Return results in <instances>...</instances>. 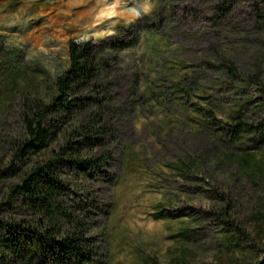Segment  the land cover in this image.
<instances>
[{
  "label": "rangeland",
  "instance_id": "374dc122",
  "mask_svg": "<svg viewBox=\"0 0 264 264\" xmlns=\"http://www.w3.org/2000/svg\"><path fill=\"white\" fill-rule=\"evenodd\" d=\"M73 39L106 61L96 101L17 159ZM0 46V220H28L10 188L81 124L98 133L77 156L97 163L57 175L91 264H264V136L235 135L264 126V0H0Z\"/></svg>",
  "mask_w": 264,
  "mask_h": 264
},
{
  "label": "trees",
  "instance_id": "16d2710c",
  "mask_svg": "<svg viewBox=\"0 0 264 264\" xmlns=\"http://www.w3.org/2000/svg\"><path fill=\"white\" fill-rule=\"evenodd\" d=\"M134 41L121 40L113 45L116 49H125L134 45ZM68 55L69 66L57 77L50 102L36 105L31 115L24 117L25 138L18 144L17 159L38 153L58 140L68 111L79 106L85 109L96 101V96L84 93L90 90L100 69L106 65L97 46L91 40L73 39L68 43ZM58 116L60 118L55 120ZM75 127L67 136L65 145L52 151L45 161L33 166L10 188L11 201H18L25 207L29 217L19 222L0 220V264H91L94 261L96 250L86 237L83 221L73 219L60 201L64 184L57 169L73 164L88 171L97 163L96 158H80L77 154L81 146L91 147L98 131L85 134L88 131L83 132L81 124ZM242 132L264 136V126L236 123L235 135ZM5 204L9 205V202ZM65 222L71 225L68 231L62 227Z\"/></svg>",
  "mask_w": 264,
  "mask_h": 264
},
{
  "label": "clouds",
  "instance_id": "9594fccd",
  "mask_svg": "<svg viewBox=\"0 0 264 264\" xmlns=\"http://www.w3.org/2000/svg\"><path fill=\"white\" fill-rule=\"evenodd\" d=\"M148 9H145V11H147Z\"/></svg>",
  "mask_w": 264,
  "mask_h": 264
}]
</instances>
